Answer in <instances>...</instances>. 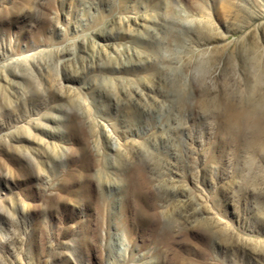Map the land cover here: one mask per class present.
Here are the masks:
<instances>
[{"label":"rangeland","instance_id":"rangeland-1","mask_svg":"<svg viewBox=\"0 0 264 264\" xmlns=\"http://www.w3.org/2000/svg\"><path fill=\"white\" fill-rule=\"evenodd\" d=\"M254 109L264 0H0V264H264Z\"/></svg>","mask_w":264,"mask_h":264},{"label":"bare ground","instance_id":"bare-ground-1","mask_svg":"<svg viewBox=\"0 0 264 264\" xmlns=\"http://www.w3.org/2000/svg\"><path fill=\"white\" fill-rule=\"evenodd\" d=\"M257 113L258 112L256 111V109L246 113V116L252 124V130L254 131V139H256L252 140L250 144L254 145L255 147L259 146L261 149L264 150V115ZM261 138L263 140H261Z\"/></svg>","mask_w":264,"mask_h":264}]
</instances>
